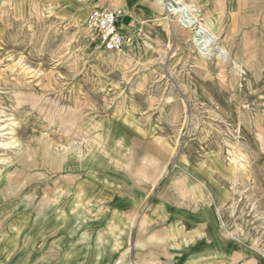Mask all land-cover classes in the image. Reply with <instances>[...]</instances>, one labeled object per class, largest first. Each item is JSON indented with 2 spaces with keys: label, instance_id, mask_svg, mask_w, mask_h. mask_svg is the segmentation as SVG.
<instances>
[{
  "label": "rangeland",
  "instance_id": "374dc122",
  "mask_svg": "<svg viewBox=\"0 0 264 264\" xmlns=\"http://www.w3.org/2000/svg\"><path fill=\"white\" fill-rule=\"evenodd\" d=\"M182 2L216 34L207 51L154 0H0V264L66 263L62 217L47 213L59 173L107 164L142 167L148 198L183 202L179 174L216 202L218 184L225 235L246 247L216 264H264V15L228 25L222 10L211 22ZM95 5L137 6L122 51L99 47L86 24ZM140 239L112 264L172 263L161 239Z\"/></svg>",
  "mask_w": 264,
  "mask_h": 264
},
{
  "label": "crops",
  "instance_id": "0c3cea01",
  "mask_svg": "<svg viewBox=\"0 0 264 264\" xmlns=\"http://www.w3.org/2000/svg\"><path fill=\"white\" fill-rule=\"evenodd\" d=\"M182 1L174 0L179 7ZM188 1L194 6L201 5L200 9L205 10L207 16L212 12L211 22L215 19L214 10L223 11L222 17L229 19L228 25L234 19L240 26L255 23L264 15V0ZM129 6L126 13L118 17V28L124 35L133 26L132 14L139 11L137 6ZM71 159L73 161L74 157ZM107 167L103 171L89 168L59 173L60 195L55 196L53 204L57 205L56 210L47 213L50 215L53 211V216H49L52 220L57 217H54L56 213L62 217L55 229H62L59 235H63L58 237L61 238L59 245H63L64 264H82L83 260L90 259H97V264H112L113 257L122 256L132 248L138 233L140 240L146 243L148 238L161 239L171 264H216L244 253V242L228 238L222 228L220 211L226 196L218 184L214 186L209 181L223 196L217 202L205 182H189L180 174L185 191L177 196L183 202L161 193L148 198L142 167L111 169L108 164ZM204 195L206 209L200 202ZM52 223L56 222L43 226L46 228ZM150 227L153 231L148 230Z\"/></svg>",
  "mask_w": 264,
  "mask_h": 264
},
{
  "label": "bare ground",
  "instance_id": "6f19581e",
  "mask_svg": "<svg viewBox=\"0 0 264 264\" xmlns=\"http://www.w3.org/2000/svg\"><path fill=\"white\" fill-rule=\"evenodd\" d=\"M170 1L173 2L174 0H170ZM168 2H169L168 0H154V3H155L154 8H156L157 10H159V12L161 14L164 12V15L166 14L167 15V18H169V17L170 18H174L175 16H178L177 19H178L179 23H181L184 28H186V29H192V34H193V37H194L193 40H194V42L196 44H198L199 50L205 51L209 47V45L213 41V39L216 37V34H214V33L213 34H209V27L210 26L207 23H205V24L199 23L198 18H196V15H195L194 8L192 6H190L189 4H187L185 2H182L181 6L178 8V7H173ZM84 4H86V3H84ZM95 7L97 9L100 6L99 5H95ZM108 9L110 11H115V10H118L119 12L122 11V10L118 9L117 7H115V8H108ZM123 12H125V11H123ZM205 34H209V38H206L205 39V37H204ZM205 55H206L205 57L207 58V57H209L210 54L209 53H205ZM219 56H221V55H219ZM222 61H226V60H223L222 59ZM97 149H99V148H97ZM96 150H94V151H96ZM77 151H78L77 154L79 156H83V154H84L83 149H77ZM71 154H72V152H71ZM91 156H92V154H91ZM68 158H71V157H68ZM236 164L238 165L237 161H236ZM239 166H240V163H239ZM240 167L244 168V165H241Z\"/></svg>",
  "mask_w": 264,
  "mask_h": 264
},
{
  "label": "built area",
  "instance_id": "2783aa9c",
  "mask_svg": "<svg viewBox=\"0 0 264 264\" xmlns=\"http://www.w3.org/2000/svg\"><path fill=\"white\" fill-rule=\"evenodd\" d=\"M118 10L91 9L86 17L87 26L96 33L99 47L104 52L116 53L124 49L128 38L119 31Z\"/></svg>",
  "mask_w": 264,
  "mask_h": 264
}]
</instances>
